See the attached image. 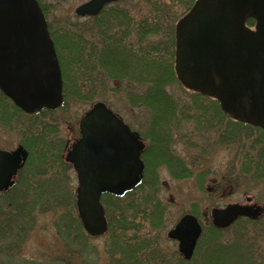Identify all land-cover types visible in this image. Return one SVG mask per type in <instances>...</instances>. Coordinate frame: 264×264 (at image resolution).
<instances>
[{
    "label": "water",
    "instance_id": "1",
    "mask_svg": "<svg viewBox=\"0 0 264 264\" xmlns=\"http://www.w3.org/2000/svg\"><path fill=\"white\" fill-rule=\"evenodd\" d=\"M115 1L87 0L75 12L96 15ZM250 16L256 18L255 29L246 25ZM175 71L187 88L218 98L230 116L264 127V0H197L176 25ZM0 87L29 112L62 103L61 68L37 0H0ZM79 127L66 160L77 172L76 204L84 229L99 236L109 227L101 196L122 197L142 183L145 144L103 101L92 104ZM27 153L22 145L0 148V191L15 185ZM263 212L257 203H230L214 207L211 217L216 227L226 228L240 216L255 219ZM201 232L198 218L187 213L167 235L191 259Z\"/></svg>",
    "mask_w": 264,
    "mask_h": 264
},
{
    "label": "trees",
    "instance_id": "2",
    "mask_svg": "<svg viewBox=\"0 0 264 264\" xmlns=\"http://www.w3.org/2000/svg\"><path fill=\"white\" fill-rule=\"evenodd\" d=\"M39 2L48 16L47 7L42 4V0ZM145 2L146 5H152V12L141 13L140 16L131 15L129 9L121 7L119 3L104 7L99 15L88 18L91 24V26L88 25L89 29L87 30L89 35L84 32L76 33L70 25H65L55 32L51 23L48 24L56 49L62 58L66 96L69 95L68 64L71 71H76L79 67L81 70H88L91 73L89 82L95 84L97 93H99L107 88V76H112L110 72L111 75H107L103 67H106L105 59L109 60L113 54L121 56V59L118 60L119 63L123 62L122 56L128 62H130V58L136 62L133 69L134 79L145 82L147 88L154 89L150 95L154 93L161 95L167 83L178 81L175 72V26L177 20L191 8L195 0H145ZM177 2L183 6V10L179 14L174 13L171 18L172 5ZM247 23L254 25L255 19L249 18ZM156 37L161 38L158 40L155 39ZM71 41L73 45L70 44L71 47H69ZM69 48H72L74 52H79L80 57H75L72 54L73 59L70 60L69 56L66 64L62 51H67ZM88 50L89 53H86ZM123 52L128 56H125ZM145 64L148 65V69H143ZM92 72H99V75L92 76ZM161 72L163 73L161 74ZM118 78L120 79V77ZM122 78L134 80L123 76ZM126 91L129 92V95L135 92L129 90V87L126 88ZM73 93H79V87L74 86ZM191 96L193 100L189 103H179L172 96H167L166 104L171 105L168 114L170 113V116L172 114V119H176L180 115H185L186 119V114H190V119L194 116L197 123L202 121L207 124V130L219 129L217 125H220L222 119L215 115L206 118L207 106L203 104L198 106L197 104V98L207 97L200 92H192ZM80 97L82 98V96ZM213 101L217 106L216 109L218 108V114L223 116L219 103ZM148 105L149 108H152L151 103ZM189 110L194 113H190ZM150 112L155 113L153 110ZM218 119L221 120L219 123ZM262 131L264 133V130ZM260 142L261 140H257L251 144V148L256 150V157L245 152L247 153L245 155L249 156V160L248 163H244L243 171L251 173L254 179L264 177V147ZM150 148L149 145L144 154L145 160ZM58 161L63 166L61 167L63 171L70 167L59 156ZM40 162L43 164L45 159L43 158ZM182 163L180 167L175 166L170 170L179 178L190 176L192 171L185 163ZM26 169L27 167L22 171L19 183L12 190L0 193V264H21L20 261H16L17 253L22 249L27 236L37 229L39 216L47 212L54 213L53 224L58 230L56 234L59 235L58 238L66 248L65 253L70 255L60 253L59 246H53V253H42L43 256H39L37 259L30 258L28 261L23 260V263L74 264L71 252H77L78 249H74L73 246L78 242L79 244L86 242L88 236L84 232L78 215L71 211L62 212L67 210V207L71 209L72 205L73 208L76 207L75 195L70 194L71 202H69V196H66V200L62 195L60 196L58 191L63 189L65 178L63 174L60 178V175L52 168L32 169L31 175H25ZM40 173L45 176L48 174L53 176L44 179L37 176ZM150 173L151 170L147 165L142 184L124 197L103 195L102 201L109 221L104 253L102 256L99 254L100 258L84 260V264H257L261 253L258 247L262 245L263 241L256 227L259 223L258 220H238L226 229L234 228L235 230L237 228L233 237L231 236V239L228 240L222 238L221 231L223 230L214 226L205 227L191 260H185L177 250L171 251L167 246H160L164 241L161 230L164 226L166 207L157 198V184L150 180ZM65 190L69 195L67 188ZM47 192L50 194L45 196ZM70 213L72 214L70 215ZM73 226L78 229L77 238L71 236L70 232ZM140 226L142 232H139ZM257 253L258 256H256ZM46 254L53 255L54 259L46 260L48 258ZM228 261L229 263H227Z\"/></svg>",
    "mask_w": 264,
    "mask_h": 264
},
{
    "label": "rangeland",
    "instance_id": "3",
    "mask_svg": "<svg viewBox=\"0 0 264 264\" xmlns=\"http://www.w3.org/2000/svg\"><path fill=\"white\" fill-rule=\"evenodd\" d=\"M85 1L87 0H42V4L47 7V22L51 23L55 32L65 25H70L76 33L84 32L89 35L87 31L88 27L91 26L89 17H80L75 12L76 7ZM168 2L170 3V1ZM119 5L128 8L133 16L152 12V5H146L145 0H125L120 2ZM172 6L171 18L174 13L179 14L183 10V6H180L178 2ZM112 22L115 24L114 20ZM161 35L163 36L164 32ZM161 37L155 39L159 40ZM70 44H72V41L69 43V47H71ZM86 53H89V50ZM123 53L128 56L127 53ZM72 54L75 57H80V53L74 52L72 48L62 51L66 64L69 56L70 60L73 59ZM122 58V63L118 62L121 59L119 54L111 55L109 60L108 58L105 59L106 67H103L104 71L107 75L112 74L113 77L107 76V88H105V91H99V93H97L95 84L89 82L91 73L88 70H81L79 67L78 70L71 71L68 64L69 95L65 98V106L56 110L55 113H47L43 117L37 118H17L16 116L11 120L6 112L8 105L5 106V109L0 108V147L15 148L22 141V135L28 124L37 125L32 128V130L35 128L33 136H40L42 132V136L50 143V146L52 140H56L62 146L73 129L77 128L81 116L90 105L97 100H101L110 104L113 110L120 114L125 121L140 131L145 136L148 146H151L147 155L146 166L148 165L151 170L150 180L157 184V198L166 207L164 226L161 230L164 241L161 242L160 246H167L171 251L178 250V242L168 239L167 231L187 213L197 215L204 230L205 227H216L210 216L214 207L224 206L231 202L244 203L247 196H251L253 202L264 206V177L254 179L251 173L243 171L244 163H248L249 160V156H246L247 153L245 152H249L256 157V150L251 148V144L261 140L260 144L264 147V133L257 128L253 129L229 122L226 116L218 114V108L216 109L217 106L213 103V100L203 97L197 98V104L198 106L202 104L207 106L206 118L215 115L222 119V122L218 119L220 125H217V127L219 126V129L207 130V124L202 121L197 123L198 121L193 118L194 116L190 119V114H186L187 120L184 118L185 115L172 119V114L171 116L170 113L168 114L171 105L166 104L167 96H172L179 103H189L193 100L192 92L185 89L178 80L167 83L161 95L157 93L150 95L154 89H149L145 86L147 83L134 79L133 69L136 62L132 58H130V62L125 57L122 56ZM143 69H148V65L145 64ZM92 74V76H98L99 72H92ZM122 76L134 80H127ZM74 86L79 87V93H73ZM127 87H129V90H134V94L129 95V92L126 91ZM150 103L152 108H149L148 104ZM188 105L190 106V104ZM152 110L155 113L152 114L150 112ZM189 112L192 111L189 110ZM46 127L52 132H45V130H48ZM44 128L46 129L42 131ZM46 142L43 141L41 146V149L45 151V154H42L45 159L43 164L40 162L43 158L36 152L35 146L30 145L31 155L25 175H31L30 171L32 169L43 167L52 168L60 175V178L63 174L65 178L63 189L58 193L63 196L64 200H66V196H69V202H71L70 194L76 196V172L71 167H67L63 171L61 168L63 166L58 161L59 155H56L55 148H53V152H50V149L46 146V144L48 146L49 144ZM181 162L192 170L190 176L179 178L170 171L175 166L180 167ZM37 176L45 179L53 175L48 174V176H45L40 173ZM229 186L231 188L230 192L227 191ZM65 188H67L69 195H67ZM47 194L50 193H45V196ZM66 209L62 212L71 211L77 215V208H73V205L71 209L70 207ZM53 220H55V215L52 212L39 216L37 229L24 240L22 249L17 253L16 261L24 264L23 260L37 259L39 256H43L42 253H53V246H59L60 253L70 255L65 253L66 248L58 238L59 235L56 234L58 230L54 227ZM258 222V225H256L257 231L261 234L263 241L262 245L258 247L261 253L256 255H259L257 264H264V214L260 216ZM142 227L140 226L139 232H142ZM219 229L223 230L221 231L222 238L228 240L235 234L237 228L235 230L234 228ZM70 233H72V238H77V227L73 226ZM86 235L88 234L86 233ZM88 236L86 242L82 244L78 242L73 246L74 249H78L77 252H71L74 264H84L83 261H86V259H97L100 258V255H103L106 243L105 235ZM63 250L64 252H62ZM46 255H48L46 260L53 257V255ZM51 264L55 263L51 262Z\"/></svg>",
    "mask_w": 264,
    "mask_h": 264
},
{
    "label": "flooded vegetation",
    "instance_id": "4",
    "mask_svg": "<svg viewBox=\"0 0 264 264\" xmlns=\"http://www.w3.org/2000/svg\"><path fill=\"white\" fill-rule=\"evenodd\" d=\"M58 57V56H57ZM59 60V59H58ZM59 64H60V60H59ZM61 65V64H60ZM64 94V92H63ZM7 109H6V112L8 113V117L9 119H13L17 116V118H23V117H29V118H37V117H43L44 115H46L47 113H55L56 110H59L61 109L60 107L56 108V107H52V108H49V107H42L40 109H37L33 112H29V111H26L24 109H22L20 106H18L13 99H11L7 94H5L4 91L1 90V87H0V108L2 109H5V106H7ZM226 116V115H225ZM224 116V117H225ZM227 120L231 123H235V124H238V125H242V126H247V127H250V128H255V125L251 124V122H248V121H245V120H242V119H238V118H234L229 115L226 116ZM37 126V125H36ZM35 125L33 126V124H28L27 125V128L25 129L24 133H23V138L22 141L18 144H22V146H24L26 149H27V152H28V155H27V159H26V162H25V165L24 167H27V163L29 162V159H30V155H31V150H30V145L31 146H35V150L37 153L40 154L41 158H44L42 154H45V151L41 149V146L43 145V141L46 142L47 140L42 136V132H41V135L40 136H33L34 134V130H32L33 127H36ZM40 126V125H39ZM77 128L71 132V135L66 139L64 145H60L56 140H52V143H51V146H50V143L47 141L46 143L49 144V146L46 144V146L50 149V152H53V148H55V152H56V155H59L60 158H65L66 156V153L67 151L69 150V148L71 147V144L77 140V138H79L80 136V131H79V123H78V126H76ZM47 128V127H46ZM46 128H44L42 131H44ZM48 130H45V132L47 131L48 132H52L51 130H49V128H47ZM263 132V131H261ZM139 134H140V138L145 141V149L143 150L142 152V159L143 161L145 162V152L147 150V142H146V138L145 136L139 131ZM57 149H56V147ZM59 147V148H58ZM41 151V153H40ZM48 152V151H47ZM40 158V159H41ZM34 164V163H33ZM20 178V174H18V179Z\"/></svg>",
    "mask_w": 264,
    "mask_h": 264
}]
</instances>
